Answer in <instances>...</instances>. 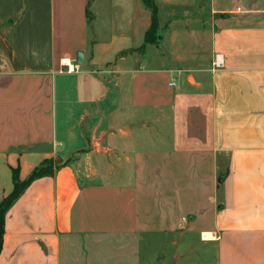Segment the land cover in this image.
<instances>
[{"label":"crops","instance_id":"crops-1","mask_svg":"<svg viewBox=\"0 0 264 264\" xmlns=\"http://www.w3.org/2000/svg\"><path fill=\"white\" fill-rule=\"evenodd\" d=\"M89 1L0 0V203L12 169L25 180L58 163L8 211L0 264H264V0L179 2L154 69L150 45L133 51L151 26L143 0H111L104 26L97 0L88 24ZM79 51L88 69L65 71ZM97 73L112 76L115 101ZM71 76L90 93L76 118L55 102L58 77ZM129 107L156 117L169 148L122 164L111 142L132 132L112 117ZM107 152L117 163L100 183L91 161Z\"/></svg>","mask_w":264,"mask_h":264},{"label":"rangeland","instance_id":"rangeland-1","mask_svg":"<svg viewBox=\"0 0 264 264\" xmlns=\"http://www.w3.org/2000/svg\"><path fill=\"white\" fill-rule=\"evenodd\" d=\"M165 0H156V3L160 9V25H161V30H159V34L161 33L162 36H166V30H165V25L168 24L169 21L173 20L174 17L179 16V8H178V3L179 2H183V1H188L190 3L191 0H173V7H171V5L168 6V4H166L164 2ZM177 1V3H175ZM170 4V3H169ZM175 4V5H174ZM177 4V5H176ZM177 6V7H176ZM168 10L169 12L165 13V11ZM94 12L98 15V21L96 24H100V25H105V24H112L114 17H115V13L116 10L112 8L111 6V0H97V5L94 8ZM181 21V20H180ZM158 34V35H159ZM102 37H106L105 35H102ZM159 39V43L154 45V46H149L148 49V53L146 54L147 56H145L144 62L146 63L147 66H149L151 64L150 67H152V69H154V67H157L156 65H158V61L155 59H151V56L149 54H153L157 52V48L158 45H160V35L158 36ZM162 50L164 49V47L161 48ZM106 61L101 62V66H95V69H103L106 66L105 64ZM67 65V64H66ZM64 65V66H66ZM73 68L67 67L65 71L67 72H71V73H78L81 69L82 71L87 70L88 68L86 67H80V66H76L75 65V61L72 62ZM109 68V67H108ZM67 75V74H66ZM82 78H84L85 76H81ZM89 78H91L90 76H88ZM96 80H101L102 82H104V86L108 87L107 88V92L106 94H108V98L109 101H115L116 100V96H117V92L112 84V82H108V80H110L112 78L111 75H102L97 73L95 75ZM64 80H68L69 83V91L68 93H64L63 92V86H64ZM67 81V82H68ZM167 81V80H166ZM100 82V81H98ZM100 84H102L100 82ZM61 86H62V90H61ZM80 86H83V83L76 78L75 76H71V77H58V81L56 84V88H55V102H56V106H57V112H58V116L61 115V113L63 112V108H64V103L70 102V105L73 107L72 109V113L74 114V118H76L81 112V108L80 106H82V101L86 100L87 98L90 97V93H87L86 91L81 92ZM103 86V85H102ZM162 88V86H161ZM97 89H99L97 87ZM104 88L101 87V95L102 93H104ZM81 93V94H80ZM107 100V98H106ZM111 104V103H110ZM109 104V105H110ZM132 108H127V112H129V116H125V112L124 111V115L121 116V114H119L118 116H113L112 118H121L126 120L123 123H120V125L126 129H130L131 130V135H129L128 137H126L125 139H116L117 141H113L112 146L114 145V149L118 152H116V154L118 155L120 161L122 162V164L127 163V158L130 157L132 160H135L134 157L136 156V154H139V161H141L142 159L144 160V156L142 157V152L145 153H152V152H158V150L160 149H166L169 148L168 143L166 142V144L161 143L159 141H156L157 139V135H155L157 133V125L156 124V117L155 116H146V112L143 109H134L133 115H130V111ZM77 120V119H74ZM153 123L152 125L154 126L155 130H148L146 128H144L142 126V123ZM119 121L117 120V122H113L112 120V124L111 126L114 127V133L118 134L120 133V131L118 130V128H115L118 124ZM87 124V122H86ZM85 124V125H86ZM119 127V126H117ZM87 134V132H86ZM146 134H151L152 137L149 140H146V137L144 135ZM88 136V135H86ZM119 138V137H118ZM110 143V144H111ZM141 153V154H140ZM79 154L76 155H72L71 160L73 159H77L79 158ZM146 159V158H145ZM70 160V161H71ZM53 161V166H57V161L52 160ZM62 160H59V164H61ZM92 169L96 171L97 173L96 177H98L97 179L100 180V183H109L111 181V174H110V168L113 164L117 163V160L114 156V154L111 152H107L106 155L104 154H97L96 156L93 157L92 159ZM88 163L90 164V161H88ZM132 164V162H131ZM119 170V169H118ZM115 173H119L118 175H122L123 170H119L116 171ZM90 174V173H88ZM114 174V173H113ZM123 178H118V181H122ZM145 254H147L145 252ZM159 259V258H158ZM160 264H168V262L166 260H159Z\"/></svg>","mask_w":264,"mask_h":264},{"label":"trees","instance_id":"trees-1","mask_svg":"<svg viewBox=\"0 0 264 264\" xmlns=\"http://www.w3.org/2000/svg\"><path fill=\"white\" fill-rule=\"evenodd\" d=\"M91 2L92 0L89 1L86 10L88 24H91L93 21V15L90 11ZM143 2L145 7L151 12V26L145 34L143 45L133 50L140 53H142L147 46H154L159 43L158 34L160 30L158 19L159 11L155 0H143ZM123 54L125 53H122V55ZM54 169L53 161L46 160L40 166L36 167L25 180H22L20 177V168L12 169L13 190L0 203V254L4 242L5 220L8 211L35 180L46 176H52L54 174Z\"/></svg>","mask_w":264,"mask_h":264},{"label":"water","instance_id":"water-1","mask_svg":"<svg viewBox=\"0 0 264 264\" xmlns=\"http://www.w3.org/2000/svg\"><path fill=\"white\" fill-rule=\"evenodd\" d=\"M75 63L77 66H84L85 64V54L83 51H79L77 54H76V59H75ZM122 133V132H121Z\"/></svg>","mask_w":264,"mask_h":264},{"label":"built area","instance_id":"built-area-1","mask_svg":"<svg viewBox=\"0 0 264 264\" xmlns=\"http://www.w3.org/2000/svg\"><path fill=\"white\" fill-rule=\"evenodd\" d=\"M222 59H221V56H216V61L214 62V66L216 67V68H220V67H222ZM170 86H175V82L173 81V82H171L170 83Z\"/></svg>","mask_w":264,"mask_h":264},{"label":"bare ground","instance_id":"bare-ground-1","mask_svg":"<svg viewBox=\"0 0 264 264\" xmlns=\"http://www.w3.org/2000/svg\"><path fill=\"white\" fill-rule=\"evenodd\" d=\"M206 237H210V234H208V235H205Z\"/></svg>","mask_w":264,"mask_h":264}]
</instances>
